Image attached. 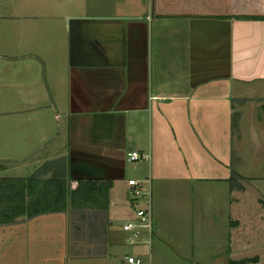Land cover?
Returning a JSON list of instances; mask_svg holds the SVG:
<instances>
[{
  "label": "crops",
  "instance_id": "0c3cea01",
  "mask_svg": "<svg viewBox=\"0 0 264 264\" xmlns=\"http://www.w3.org/2000/svg\"><path fill=\"white\" fill-rule=\"evenodd\" d=\"M26 2V11L43 20L26 25L30 53L20 70L31 75L20 99L18 66L10 69L11 60L0 59V111L28 112L26 119L0 121V171L6 175L8 163L17 174L0 179L36 173L44 181L58 169L70 191L77 181L109 187L104 210L67 207L0 224V264H113L115 242L125 236L111 228V219L118 212L123 223L132 218L126 180H145L152 171L160 176L156 185L166 174H184L179 160L196 133L208 140L210 118L224 124L226 96L264 83V0ZM129 152L148 154L145 175L128 167ZM229 179L223 181L230 198L242 187L233 189ZM236 198L224 199L225 229ZM251 214L232 216L257 223ZM227 225L215 243L221 264L252 259L242 257L246 251L258 254L257 236L251 249L240 223Z\"/></svg>",
  "mask_w": 264,
  "mask_h": 264
},
{
  "label": "rangeland",
  "instance_id": "374dc122",
  "mask_svg": "<svg viewBox=\"0 0 264 264\" xmlns=\"http://www.w3.org/2000/svg\"><path fill=\"white\" fill-rule=\"evenodd\" d=\"M26 3V0H0V59L3 63L11 60L10 69L17 66L19 68V76L16 77L19 99L24 92H20L23 84L27 83L26 75H31L25 70H20L25 65L21 62H27L26 57L30 53L26 48V25L40 24L43 20L42 16H31L26 11ZM237 89L236 95L228 94L226 101L220 104V116L224 124L220 125L217 119L210 118L211 127H207L212 131L210 138L203 140L196 133L195 142L188 144L185 157L179 160L181 172L184 174H166L156 185L153 180L159 179L160 176L156 177L152 171L151 176H145V180H149V243L146 242V236L138 237L135 240L138 243L135 245L118 239L113 254L109 257L111 263L125 264L123 257L132 254L139 255L145 264H221L222 256H218L215 245L219 239L218 234L231 228L227 225L228 222L237 221L240 223L237 229L243 234L244 244L254 248L253 236H257L255 245L260 248L258 254L246 251L242 257H256L259 260L255 264H264V251L261 250L264 248V83L257 81ZM227 91L230 93V90ZM241 97L244 99L243 105L239 104ZM2 108L5 109V105H2ZM27 113L0 111V121L11 118L26 119ZM217 118L219 119L218 116ZM141 155L145 156V159L132 162L128 167L132 166L141 175H145L150 158L147 153ZM4 167L8 173H3V178L17 175L12 172L8 163H5ZM167 169L172 171L170 167ZM229 169L238 175L233 172L229 174ZM153 171L155 174L161 170L158 166ZM229 176L233 178V189L236 184L242 187V192L234 193L232 189L233 195L230 198L223 181ZM235 194L238 202L230 206L225 229L220 212L226 214L224 199L233 202ZM125 195L132 211L130 220L133 221L135 209H142L147 199L143 196L134 200L128 191ZM242 212L249 217L254 212V215H258V222L249 220L248 223H243L244 220L232 216L237 217ZM123 220V214L116 213L113 220L111 219V228L120 231ZM86 226L87 230H90L89 223ZM121 234L125 236V233ZM192 245L194 254L190 253Z\"/></svg>",
  "mask_w": 264,
  "mask_h": 264
},
{
  "label": "trees",
  "instance_id": "16d2710c",
  "mask_svg": "<svg viewBox=\"0 0 264 264\" xmlns=\"http://www.w3.org/2000/svg\"><path fill=\"white\" fill-rule=\"evenodd\" d=\"M264 25V17L260 18ZM36 173L26 179H0V224L11 222L18 216L65 212L68 208L104 210L107 206V185L77 181L70 191L63 172L58 169L47 180H36ZM233 178L228 180L232 182ZM243 259L236 264L254 262ZM228 264H234L229 262Z\"/></svg>",
  "mask_w": 264,
  "mask_h": 264
},
{
  "label": "built area",
  "instance_id": "2783aa9c",
  "mask_svg": "<svg viewBox=\"0 0 264 264\" xmlns=\"http://www.w3.org/2000/svg\"><path fill=\"white\" fill-rule=\"evenodd\" d=\"M145 159V156L136 152H129L126 154V161L129 163L137 162L138 160ZM145 187V188H144ZM126 190L130 192L132 198L139 199L140 197H146V205L142 209H135L134 220H129L122 223L120 231L125 233V243L129 245H135L138 242L135 240L140 236H146V242L149 243V237L151 232V217L149 209V182L148 180H127ZM141 208V207H138ZM125 264H145L139 255H125L123 257Z\"/></svg>",
  "mask_w": 264,
  "mask_h": 264
}]
</instances>
